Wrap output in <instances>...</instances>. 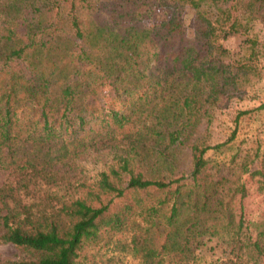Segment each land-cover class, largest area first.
<instances>
[{
    "label": "trees",
    "instance_id": "1",
    "mask_svg": "<svg viewBox=\"0 0 264 264\" xmlns=\"http://www.w3.org/2000/svg\"><path fill=\"white\" fill-rule=\"evenodd\" d=\"M262 6L0 0V244L29 253L0 264H123L91 251L121 236L138 264H197L203 236L226 244L212 264H264V214L234 207L250 184L264 194V141L223 162L233 135L196 133L219 100L254 99L256 43L233 59L222 42L264 21ZM183 143L186 172L172 155Z\"/></svg>",
    "mask_w": 264,
    "mask_h": 264
},
{
    "label": "rangeland",
    "instance_id": "2",
    "mask_svg": "<svg viewBox=\"0 0 264 264\" xmlns=\"http://www.w3.org/2000/svg\"><path fill=\"white\" fill-rule=\"evenodd\" d=\"M92 4L107 3L111 0H89ZM195 12L193 10H185L182 14L183 21L188 30L190 29ZM261 17H264V6L259 10ZM159 18L161 16H158ZM252 40L256 43L254 49L258 54L259 63L264 66V21L256 18L247 33H238L230 35L222 43L229 50L233 59H240L243 56L245 48L248 46L247 41ZM254 99L245 98L237 99H221L215 106H213L208 113L210 120L206 124L202 121L196 129V133L207 136L208 144L221 142L233 135L232 141L228 142L221 153H216L214 156L216 160L227 162L229 157L233 154L241 155L248 148V146L258 140L264 141V109H257L261 103H264V75L261 80L256 82L251 92ZM112 92L109 87H106L103 93L102 102H108L111 98ZM247 111L246 114L236 116L237 112ZM188 148L185 143L174 147L172 155L177 171H188ZM66 167H57V170L63 171ZM6 174L0 170V185L4 184ZM247 197L241 201L235 202L236 214L242 213L248 220H256L264 214V194H257L254 191V186L249 185ZM114 242L102 250L97 251L91 249L96 256L114 257L121 259L123 264H138L137 257L125 248L121 247L123 243ZM201 245H199L194 254L196 256L197 264H212L215 259L222 256L226 248V244L217 236H203L201 238ZM29 253L27 250L16 247L12 244H0V261L5 260H19L26 258Z\"/></svg>",
    "mask_w": 264,
    "mask_h": 264
}]
</instances>
